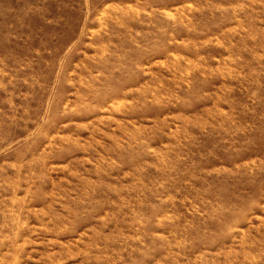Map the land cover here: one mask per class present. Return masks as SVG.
Here are the masks:
<instances>
[{"label": "rangeland", "instance_id": "rangeland-1", "mask_svg": "<svg viewBox=\"0 0 264 264\" xmlns=\"http://www.w3.org/2000/svg\"><path fill=\"white\" fill-rule=\"evenodd\" d=\"M0 264H264V0H0Z\"/></svg>", "mask_w": 264, "mask_h": 264}]
</instances>
